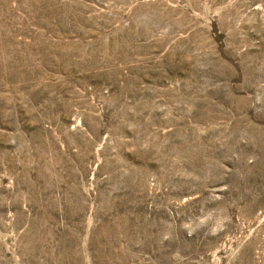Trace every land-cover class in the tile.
I'll return each instance as SVG.
<instances>
[{
	"label": "rangeland",
	"instance_id": "1",
	"mask_svg": "<svg viewBox=\"0 0 264 264\" xmlns=\"http://www.w3.org/2000/svg\"><path fill=\"white\" fill-rule=\"evenodd\" d=\"M0 264H264V0H0Z\"/></svg>",
	"mask_w": 264,
	"mask_h": 264
}]
</instances>
